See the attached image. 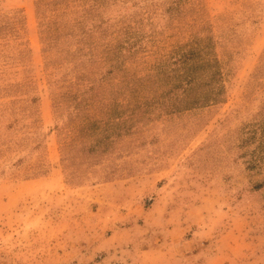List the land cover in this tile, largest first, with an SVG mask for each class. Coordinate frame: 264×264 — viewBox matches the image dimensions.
<instances>
[{
  "label": "rangeland",
  "instance_id": "374dc122",
  "mask_svg": "<svg viewBox=\"0 0 264 264\" xmlns=\"http://www.w3.org/2000/svg\"><path fill=\"white\" fill-rule=\"evenodd\" d=\"M0 264H264V0H0Z\"/></svg>",
  "mask_w": 264,
  "mask_h": 264
}]
</instances>
